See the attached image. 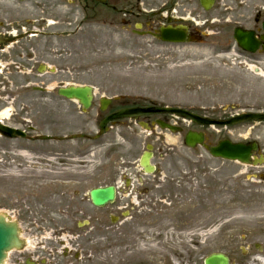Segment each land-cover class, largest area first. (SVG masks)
I'll list each match as a JSON object with an SVG mask.
<instances>
[{"label":"rangeland","instance_id":"obj_1","mask_svg":"<svg viewBox=\"0 0 264 264\" xmlns=\"http://www.w3.org/2000/svg\"><path fill=\"white\" fill-rule=\"evenodd\" d=\"M87 1L0 0V32L37 29L59 33L61 79L71 85L93 87V101L86 111L78 102L59 98L55 108L59 135L94 134L96 121L103 115L98 111L101 96L117 97L119 104L180 106L221 120L264 107V74H255L245 67L231 33L235 22L250 26L257 12L264 16V0H215L208 11L198 5L201 18L197 28L204 39L170 45L148 36L138 37L131 27L121 24L118 14L92 5L88 7ZM164 1L156 0V6ZM42 38L34 37V42L40 43ZM11 55L7 54L0 64V112L8 110L9 113L0 120L9 123L12 117L22 115L37 131L46 129L40 125L47 118L49 105L50 114L54 113L53 101L48 104L51 93L41 94L46 100L40 105L39 94L23 86L30 78L12 67ZM124 125V122L114 125L93 141L83 138L61 142L20 141L27 147L23 150L35 151L30 152L34 156H29L31 161L40 159V151H46L48 145L60 146L59 157L64 152L75 151L78 156L80 150L88 148L92 154L89 159L96 164L105 162L110 177L123 160H137L145 143H150L160 152L154 162L160 161L165 167L171 163L170 176L190 178L181 182L183 189L173 191L168 199V205L178 203L177 207L160 216L149 212L146 221H139L151 225L145 241L135 242L134 233L120 238L116 231L122 219L121 216L117 219L118 198L107 205L109 231L107 235H97L105 243L102 257L105 264L121 263L119 252L122 251L135 259L126 264H203L202 259L214 252L228 256L229 264H264V122L203 128L207 144L220 138L256 141L259 151L255 156L263 158L258 165L213 158L199 146L187 148L182 142V133L154 128L156 134L150 136L148 130L134 122L131 128ZM20 142L0 137V213L4 215L11 160H28L15 150ZM11 146L14 150L7 152ZM59 157L56 155L53 159L59 160ZM23 163L30 165L27 167L35 166L31 162ZM96 168L94 165L93 170ZM100 177L101 173H94L92 181L85 184L95 187L103 182ZM118 179L112 183L117 184ZM47 184L45 180L44 185ZM156 219L160 223L154 222ZM135 223L126 225L135 230L139 227ZM170 226L172 229L168 231L166 227ZM149 236H159V240ZM81 263L86 261L77 260L75 264Z\"/></svg>","mask_w":264,"mask_h":264},{"label":"flooded vegetation","instance_id":"obj_2","mask_svg":"<svg viewBox=\"0 0 264 264\" xmlns=\"http://www.w3.org/2000/svg\"><path fill=\"white\" fill-rule=\"evenodd\" d=\"M86 3L88 7L92 5L118 14L121 24L131 27V31L138 37L148 36L157 41L158 39L154 35L159 34L160 27L169 25L175 27V25L182 24L187 27V38L190 42H200L204 39V35H201V31L197 28L201 18V12L197 9V6H200L198 4L199 0H165L158 6H156V0H105L103 3L89 0ZM263 19L264 16L261 15V12H257L252 18L250 26L235 22L236 25L233 27L234 29L239 26L254 32V39L257 42L254 51L241 50L234 40L233 42L236 52L244 58L245 67L253 73H255L253 71L255 69L264 74ZM59 35L56 32L37 29H27L22 32H0V36L4 38H13L10 42L0 43V64L6 59L7 54L11 55L12 53L15 56H9L12 63H14L12 67L17 72H23L29 76L30 80L26 81L23 86L30 87L39 94L37 98L39 104L43 106L46 100V97L41 96V94L51 93L52 96L48 98V104H51V100L53 101L52 110H54V113L50 114L51 107L49 105L47 107V118L40 125L46 129L37 131L36 127L30 125L29 120L22 117V115L12 117L9 123H5L21 130L28 138L38 134L59 135V119L55 110V108H58L60 98L57 89L61 86L70 85L69 82L61 79L58 62L60 59V53L58 52L60 50ZM38 36L43 37L40 43L37 42L39 44L34 42L36 41L34 37ZM28 37L33 38V42L30 41L31 39L27 40ZM109 106L112 110H108L106 114L121 108L116 105V100H111ZM255 111L264 112V107L255 109ZM197 114L212 118L206 114ZM157 121L179 128L180 132L183 133L182 137L188 130L195 129V131L204 132V126L201 127L172 114L146 115L136 121L116 120L112 121L111 125L124 122L126 123L124 126L131 128V123L134 122L139 127L142 126L143 129H148L150 136H154L156 134L154 128L159 129ZM204 135L206 136L205 132ZM28 138L6 139L18 140L19 142L36 141ZM158 139L160 140V137ZM47 141L59 142L55 140ZM147 144L145 143V149ZM23 148L27 149L20 142L16 145L15 150L21 155L29 153L30 157H34L30 152L35 151L31 149L23 150ZM59 149V145H48L46 151H40L42 155L40 159L35 161L30 159L26 161L11 160L13 165L9 167L10 171L7 173L10 186L6 188L5 218L8 222L16 225L22 243L19 247L8 252L4 264H75L77 260L79 262L81 260L86 261V264H88L87 258L92 256L93 253L92 246L88 245L93 238L91 232L94 230L104 231L106 235L109 229L107 221L109 208L107 205L94 207L91 204L89 194L94 187L91 186V183L90 185L85 184L92 181L91 176L94 173H101L100 178L103 181L97 186L108 185L107 181L112 183L116 177L119 178L118 181H120L117 184L115 181V183H112L116 184L117 205H120L117 206V219L120 220V216L122 218L118 222L117 231L120 238L127 237L126 233H134L132 235L135 239H137L136 233L138 231L151 230V225L139 222L146 221V218L148 219L150 216L149 212L156 216L165 215L168 214L169 210L178 206V203L172 204L171 202L168 205V199L172 196L173 191L183 189L181 182L190 179L180 174H178L180 176H170L171 163L170 166L168 163V166L165 167L160 161L154 162L155 155L158 156L160 153L154 145L150 149L151 161L148 165V167L152 166L153 168L151 172H146L138 158L135 161L123 160L121 166L117 167L115 172H112L111 177L108 174V167L105 162L96 164L92 159H89L92 155L90 149L80 150L78 156L76 151L73 154L64 152L65 155L60 157ZM13 150L11 146L6 151L11 152ZM13 155L15 156L14 152ZM56 155L59 160L53 159ZM23 162H31L35 166L27 167L30 165H25ZM94 165H97L96 170H93ZM44 167H53L57 170L44 172L42 170ZM45 180L48 183L47 185H44ZM173 183L177 184L176 187L172 185ZM50 190L52 191L50 192ZM150 198H154V200L152 201ZM127 222L130 224L139 222L135 223L139 227L133 230L131 227H127ZM154 222L160 223L157 219ZM166 229L169 231L172 226L166 227ZM159 230L161 229L159 228ZM77 235L81 236V240L78 242L72 239ZM86 238H89V240H86ZM82 245H88L89 247H82ZM63 258L65 259L61 262ZM71 258H73V261Z\"/></svg>","mask_w":264,"mask_h":264},{"label":"water","instance_id":"obj_3","mask_svg":"<svg viewBox=\"0 0 264 264\" xmlns=\"http://www.w3.org/2000/svg\"><path fill=\"white\" fill-rule=\"evenodd\" d=\"M24 1V0H19ZM103 2L105 0H97ZM213 0H200V4L204 9H209L212 5ZM262 28L264 30V21L262 22ZM233 36L241 49L253 51L256 47V41L254 39V33L251 30H244L240 28H235ZM186 29L183 26H177L176 28H172L170 26L160 28V34L157 36L162 41L166 42H184L186 41ZM13 38H4L0 36V43H5L12 41ZM92 88L90 86H68L62 87L58 89V94L67 99H75L82 105V108L85 110L90 106L92 100ZM109 99L101 97L99 100L100 109L105 110L109 101ZM162 113H170L175 114L180 117L188 118L192 122L200 125H234L246 121H264V113H242L238 114L234 117H231L227 120H215L214 119H206L203 117H199L197 114H193L189 110L184 107H168V106H148L146 108L143 107H130V108H122V110H118L110 115L105 116L103 119L99 121V131L96 135H92L89 137L83 134H71L69 136L63 137H48V136H37V139L41 141L43 139H57V140H65V139H74V138H91L96 139L101 136L107 130L106 124L109 121L123 119V118H131L137 119L140 116L146 114H162ZM158 124L161 128H167L171 132H176L178 129L174 128L171 125L164 124L158 121ZM0 135L5 137H16V136H25L24 133L18 129L11 128V126L4 125L0 123ZM184 143L189 148L195 147L197 145L204 146L211 157L221 158L223 160L230 161H238L243 164H249L253 162L254 164L260 162L258 159H254L251 161V154L257 150V145L255 142L251 143H242V142H232L229 139H221L216 142V145L205 146L204 144V135L201 132L196 131H187L184 136ZM148 149L151 147L148 145ZM151 154L148 152H144L141 157V164L145 167L147 172L152 170L151 167H146L150 159ZM91 197L92 204L94 206H104L110 202L114 201L115 198V187L113 185L97 187L91 190L89 193ZM4 212L0 214V264H2L6 252L13 247L19 245L20 240L17 238L16 228L14 225L6 222L4 218ZM204 260V264H228V258L222 253H212L207 256Z\"/></svg>","mask_w":264,"mask_h":264},{"label":"bare ground","instance_id":"obj_4","mask_svg":"<svg viewBox=\"0 0 264 264\" xmlns=\"http://www.w3.org/2000/svg\"><path fill=\"white\" fill-rule=\"evenodd\" d=\"M9 116L8 110H4L2 112H0V119H4L7 118ZM23 157H25L26 159L29 158V153H23L22 154ZM186 200V199H185ZM185 206L187 207V204H185ZM109 231V229H108ZM108 231L106 232V235L108 234ZM117 231V229H116ZM151 230L145 231V230H141L140 233H142V235H139V232L136 234L137 235V241L135 240V242H139V241H145L146 240V233H148ZM158 232V231H157ZM104 233V231H98V230H94L91 232V236H93V238L91 239L90 243L88 245L92 246L93 249V253L91 254L92 256H90L88 259V264H105L103 262V255L105 254V249H104V242L101 238H99L97 235ZM118 233V231H117ZM97 236V237H95ZM149 239L151 238L152 240L154 239H158L159 240V236L154 237V236H149ZM74 241L78 242L79 240H81V236L77 235L74 238H72ZM86 240H89V238H86ZM122 241V249L124 250L125 248V240H121ZM96 245H98L96 247ZM131 255L132 254H125L123 251L119 252V258L121 263L119 264H126V262L130 261V260H135L134 258L131 259Z\"/></svg>","mask_w":264,"mask_h":264}]
</instances>
